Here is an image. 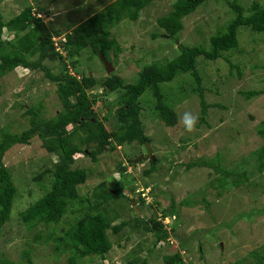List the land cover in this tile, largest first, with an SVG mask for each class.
I'll list each match as a JSON object with an SVG mask.
<instances>
[{
    "label": "rangeland",
    "instance_id": "374dc122",
    "mask_svg": "<svg viewBox=\"0 0 264 264\" xmlns=\"http://www.w3.org/2000/svg\"><path fill=\"white\" fill-rule=\"evenodd\" d=\"M114 1L0 0V12L4 22H9L28 7H33L37 12L41 9L47 26L53 31H62H59L62 36L55 37L56 42H59L66 39L68 33L65 32L69 27L73 26L68 32L74 34L77 23L82 24L93 13L105 9ZM226 1L209 0L195 13L185 17L184 29L178 35L179 42L189 47L208 48V38L219 33L231 17L232 11ZM237 1L245 7L255 1L264 4V0ZM174 3L175 0H155L141 11L138 21L126 19L110 30L111 39L115 38L117 43L114 47L116 56L112 54L113 62L122 70L121 74L127 82L136 83L138 72L143 66L153 62L165 63L180 55L176 42L170 40L166 31L157 24L158 19L173 10ZM13 33L10 32L7 39L10 40ZM155 34L157 39L153 37ZM239 40V49L226 53V57L240 69L241 75L236 67L233 68L223 58L217 61H204L202 57L198 59V69L204 77L202 86L206 89V102L213 106L205 123L201 121L200 99L197 94L190 92L194 80L189 76L178 77L172 83L162 85L179 114V122L175 127H166L148 104L143 106V123L146 134L151 138L152 155L158 162L155 169L150 160L139 159L143 151L137 143L118 146L114 151H104L97 154L96 159L92 158L89 151L76 156L73 167L88 171L86 183L79 188L80 195L91 202L82 205L76 202L58 225L41 224L29 229L20 219V214L45 194L50 177H43L42 183L36 179L53 167L57 157L48 153L40 137L33 139L30 145L11 149L5 162L13 174L18 193L11 219L0 230V261L68 264V254L57 257L54 238L68 230L75 218L84 211L94 213L95 209L91 206L96 201L93 199L96 196L95 189L105 182L107 190H110L115 180L122 182L123 194L129 197L130 203L126 199L108 202L106 212L111 215L115 211L119 213L113 226L130 221L134 214L137 215L136 211H132V202L139 211L138 217L148 221L155 214L160 218L162 210L170 209L174 200L179 207V216L163 220L171 237L168 242L155 245L153 233L129 222L133 228L127 227L116 235L109 232L113 249L107 261L96 257L85 258L79 264H125L137 258L147 259L150 264H165L163 257L179 250L182 251L184 264H256L250 254L254 250L261 252L264 246V171H258V157L253 154L264 148V137L258 134V127L264 120V95L247 100L244 93L264 90V33L242 28ZM91 54L87 49L81 55V62L87 71L92 72L97 79L107 76L106 68L98 57H94L92 63L85 64L84 61ZM36 59L37 56L31 58L33 61ZM52 66L58 67L56 63ZM118 68L117 75H120ZM19 80L25 81L24 84L19 86ZM30 81L36 84L33 86ZM27 88L31 89L30 92L23 94ZM99 90L104 92L102 88ZM117 97V93L113 95V98ZM147 98L149 103H153L150 94ZM39 100H44L41 112H44L46 119L62 110L57 85L46 80L43 72L18 69L2 78L0 128L13 133L26 130L29 119L22 117L24 108L38 106ZM105 105L99 102L94 106L100 120L106 118ZM185 112L198 117L192 132H187L181 122ZM113 113L111 120L106 123L109 130L116 126ZM84 148L95 151L98 145L91 144ZM219 153L228 158L225 159V165L230 162V169L244 165L247 176L260 188L243 185L239 189L231 185L230 190L224 191L223 197L219 198L212 188L215 182L210 185L215 177L213 169L186 170L189 160L213 158ZM151 170L155 171L147 175ZM236 170L239 173L243 171L242 168ZM143 198L147 203L142 207ZM174 226L176 232H172Z\"/></svg>",
    "mask_w": 264,
    "mask_h": 264
},
{
    "label": "trees",
    "instance_id": "16d2710c",
    "mask_svg": "<svg viewBox=\"0 0 264 264\" xmlns=\"http://www.w3.org/2000/svg\"><path fill=\"white\" fill-rule=\"evenodd\" d=\"M154 1L115 0L105 9L93 13L82 24L77 23L74 34L68 32L73 26L69 27L65 32L68 33L66 39L58 43V47L63 52L57 50L53 40L55 37L62 36V31L50 29L42 19L32 13L33 7L26 8L9 22H4L0 12V80L18 69L41 71L45 74L46 80L57 85V95L62 108L56 116L46 119L43 115L44 112H41V109H44V100H39L38 106L32 105L24 108L22 117L29 119V127L26 130L21 133H13L0 128V230L11 219L18 193L13 174L5 162L8 154L12 152L11 149L21 145H30L33 139L40 137L43 139V147L47 149L48 153L57 157V162L53 163V167L45 170L36 179L37 182L42 183L43 177L46 175L50 177V184L46 187L45 194L22 212L20 219L29 229L41 224L58 225L76 202L80 205L88 201L91 202L89 198H81L80 195L79 188L86 183L88 171L73 167L76 163V156L87 154L89 151L92 158L96 159L97 154L114 151L118 146L134 143L142 146L145 142L151 143L142 118L145 104L149 105L151 111L166 127H175L179 122V114L176 112L175 104L170 103L169 99L171 98L162 89V85L172 83L178 77L189 76L194 80V86L190 92L193 95L197 94L200 99L201 121L205 123V118L213 106L206 102V89L202 86L204 77L198 69V59L202 57L204 61H217L223 58L233 68L236 67L241 75L240 69L232 65L231 60L226 57V53L239 49V32L242 28L264 33V4L262 2L255 1L249 7H245L237 0H225L232 11L231 17L222 26L221 31H218L219 33L208 38L209 47L186 46L179 42L178 36L184 29L183 19L195 13L209 0H175L173 10L167 16L158 19L157 24L166 31L167 37L178 45L180 50L178 57L165 63L153 62L143 66L138 72L136 83H129L115 73L108 75L105 80L97 79L92 72L87 71L81 62L82 53L87 49L89 53H92L84 61L85 64L92 63L94 57H99L100 53L112 61L114 59L112 54L116 56L114 47L117 43L115 38L111 39L110 30L126 19L138 21L141 11ZM38 11L41 13L42 10ZM10 32H14V35L9 40L6 36ZM153 37L154 39L158 38L157 34ZM36 56L35 61L31 60ZM55 63L58 65L57 68L52 66ZM80 64L83 66L80 67ZM24 82L19 80L18 85L21 86ZM30 82L33 86L36 84L34 81ZM101 87L104 88V92L99 94L98 89ZM28 88L23 94L30 92L31 89ZM116 93L118 97L115 99L113 95ZM148 94L152 96L153 103L147 101ZM244 94L247 100H250L264 95V90L250 91ZM99 102L106 103L103 106L106 118L103 120L99 119L94 110V106ZM19 107L22 108L20 105ZM13 108L17 107L13 106ZM112 113L116 126L109 130L106 123L111 120ZM258 134L264 137V120L258 127ZM91 144L98 145L97 150L90 151L89 148H84ZM253 155H257L259 161L257 169L262 173L264 171V148ZM225 159L228 158L222 153L213 158L198 157L197 160H189L186 170L213 169L215 177L210 185L215 182V185L211 187L215 189L216 196L219 198L223 197L224 191L230 190L231 185L239 189L243 185L260 188L259 184L252 182L250 176H247L248 173L244 165L230 169L228 166L231 164L229 162L225 165ZM151 164L155 169L158 162L151 160ZM238 168H242L243 171L237 172ZM154 171H148L146 174L149 175ZM42 186L45 188L44 184ZM95 190L96 196L93 199L96 201L91 206L95 212L84 211L83 214L75 218L68 230L54 238L57 257L68 254V264H79L85 258L95 257L107 261L108 254L113 249L109 232L116 235L127 227L133 228L134 225L143 228L146 232L153 233L156 237L155 245L161 241L167 242L170 233L157 220V215L145 221L133 212V219L113 226L119 213L115 211L111 215L106 212L108 202L114 199H126L130 203L129 197L123 194L122 182L114 180L110 190H107L106 184L103 182ZM113 191L115 192L113 193ZM205 203L209 206L207 201ZM141 206H146L144 199ZM178 209L179 207L173 200L170 209L162 210V218L167 216L177 218L179 216ZM132 211L134 210L132 209ZM129 222L134 223L133 226H129ZM174 231L176 232V226L173 227ZM250 255L256 264H264V246L261 248V252L254 250ZM183 258L182 252L179 250L173 255L163 257V261L165 264H184ZM0 264L16 263L7 260L6 262L0 261ZM125 264L150 263L146 259L137 258Z\"/></svg>",
    "mask_w": 264,
    "mask_h": 264
},
{
    "label": "clouds",
    "instance_id": "9594fccd",
    "mask_svg": "<svg viewBox=\"0 0 264 264\" xmlns=\"http://www.w3.org/2000/svg\"><path fill=\"white\" fill-rule=\"evenodd\" d=\"M34 15H36V17H38V18H40V19H42L43 20V18H42V15H41V13H38L35 9H33V12H32ZM44 21V20H43ZM44 23H45V21H44ZM168 36V35H167ZM54 41H55V47H57V50L58 51H60V52H63L62 51V49H60L59 47H58V43L59 42H56V39L54 38L53 39ZM113 56H114V54H113ZM96 58V57H95ZM99 59H100V61L103 63V65L105 66V68H106V71H107V76L108 75H111L112 73H115V74H117V66H116V64H115V62H113V60L112 61H109V59L107 58V57H105V56H103L102 55V53H100V55H99V57H98ZM96 60V59H95ZM117 63V62H116ZM133 65H134V63H133ZM121 69L120 68H118V73L120 74V76H122V78H124L125 80H126V77L125 76H123L122 74H121ZM107 76H105V77H102V80H105L106 79V77ZM127 81V80H126ZM102 89H104L103 87H101ZM100 89V88H99ZM100 91V90H99ZM98 91V92H99ZM100 93H103V92H101L100 91ZM103 104H104V102H103ZM182 123H183V126H184V128H185V130L187 131V132H192V131H194L195 130V127H196V124L198 123V117L197 116H195L193 113H191V112H185L184 114H183V117H182V121H181ZM150 144V143H149ZM143 146V145H142ZM150 147H151V145H150ZM152 151V150H151ZM153 156V155H152ZM154 157V156H153ZM143 160H145V159H143ZM146 160H150V162H151V160L152 159H146ZM153 161V160H152ZM154 162V161H153ZM155 162H156V159H155ZM144 200H145V202H146V199L145 198H143ZM147 203V202H146ZM132 208H133V210L134 211H136V209H135V206H133V204H132ZM137 213V212H136ZM139 214H137V216H138ZM156 216V214L152 217V218H154ZM140 218V217H139ZM166 218H174V219H176L175 217H171V216H167V217H165V218H162V215H161V217L160 218H158L157 220L159 221V222H161L163 225H164V227H165V229L167 230V228H166V224L163 222V220L164 219H166ZM142 219H144V218H142ZM145 220V219H144ZM149 220V219H148ZM146 221V220H145ZM167 232H169V231H167ZM172 232H173V228H172ZM170 233V232H169ZM170 237H171V233H170ZM170 237L167 239V242L169 241V239H170ZM161 242H164V241H161ZM160 242V243H161ZM159 243V244H160ZM182 252V251H181ZM147 260V259H146Z\"/></svg>",
    "mask_w": 264,
    "mask_h": 264
},
{
    "label": "water",
    "instance_id": "95a60500",
    "mask_svg": "<svg viewBox=\"0 0 264 264\" xmlns=\"http://www.w3.org/2000/svg\"><path fill=\"white\" fill-rule=\"evenodd\" d=\"M143 154L139 159H152L155 162V158L152 156V151L149 142H145L142 146ZM133 206L135 205L134 202H132ZM137 214H139V211L136 210Z\"/></svg>",
    "mask_w": 264,
    "mask_h": 264
}]
</instances>
